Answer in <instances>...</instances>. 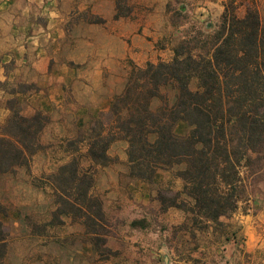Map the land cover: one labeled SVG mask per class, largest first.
I'll list each match as a JSON object with an SVG mask.
<instances>
[{
    "label": "trees",
    "instance_id": "trees-1",
    "mask_svg": "<svg viewBox=\"0 0 264 264\" xmlns=\"http://www.w3.org/2000/svg\"><path fill=\"white\" fill-rule=\"evenodd\" d=\"M223 7L212 31L180 41L169 60L134 66L108 110L69 140L84 143L85 154L74 155L76 149L46 177L56 210L78 215L97 243H105L96 228L105 218L81 159L107 164L117 139L127 144L132 178L150 180L157 169L179 167L175 175L183 186L167 206L182 209L196 226L233 212L243 172L251 177L264 169V20L256 0H225ZM114 8V18L130 12L119 9V0ZM178 121L188 126L184 135L174 131ZM45 124L39 111L26 116L10 107L0 128V174L27 164ZM7 236L0 219V264H6Z\"/></svg>",
    "mask_w": 264,
    "mask_h": 264
},
{
    "label": "rangeland",
    "instance_id": "rangeland-1",
    "mask_svg": "<svg viewBox=\"0 0 264 264\" xmlns=\"http://www.w3.org/2000/svg\"><path fill=\"white\" fill-rule=\"evenodd\" d=\"M256 1L259 14L264 20V0ZM224 2L225 0H221V3L219 0H119L120 10L130 8L125 18L141 17L150 22L146 31L151 43L146 50V39L142 36L137 45L141 53L135 57L126 54L122 60L123 71L103 72V80L100 76L97 77L98 73L93 72L92 87L86 92L81 89L84 98L80 94V99L98 101L105 95L104 90L100 91L101 82L109 92L120 86L122 81L123 88L126 77L134 66L144 67L147 62L169 60L173 55V48L180 41L193 38L199 31L209 32L214 29ZM112 3L114 8L115 0ZM85 4H89V0H59L67 19L66 48L75 51L74 54H80L76 47L79 34L71 29L74 24L104 22L103 17L92 12L90 7L80 9ZM199 6L210 9V15L202 16L201 12L196 11ZM100 8L106 11L105 6ZM242 11L241 8L240 12ZM142 27L141 25L139 32ZM110 31L111 29H107V37L104 32L91 31L90 40L94 42L87 51L90 52L93 63H98L102 57L99 43L107 45L108 57L103 55V59L108 58L110 67L115 68L112 62L115 59L116 45L108 36ZM84 49L81 48L82 51ZM111 49L112 55L109 53ZM34 83L35 80L22 76L0 83V89L6 92L4 98L0 99V105L8 108L7 117L12 107L26 116L39 111L46 118L39 136V149L26 165L15 167L9 177L6 173L5 177L0 178V202L5 209L0 219L8 235L6 264H169L164 262V255L177 253L182 249H194L199 244H208L209 253L212 252L210 246L218 241L224 230L223 223L219 221L196 226L190 221L191 216L182 209L167 206L174 193L183 186L182 179L175 175L179 167L164 169L168 176L163 180H154L155 173L150 180L132 178L128 175L125 152L127 144L121 139L110 144L107 151L110 161L107 164H92L85 157L81 159L82 167L93 174L91 193L101 201L105 219L96 228L103 235L104 245L93 239L91 227L84 225L78 215L63 214L56 210L54 195L46 177L67 162L76 149L74 155L85 154L84 143L69 145V140L75 139L78 130L100 112H90L85 125L78 127L72 114L66 115L59 109L56 112L33 109L27 95L37 90ZM71 98L74 100V96ZM157 104L158 100L154 99L152 107ZM5 120L0 122V128ZM174 131L178 135H184L188 126L183 121H178ZM243 175L244 187L238 188L240 199L236 208L239 205L249 207L248 201L242 204L247 199L264 208V169L251 177L247 172H243Z\"/></svg>",
    "mask_w": 264,
    "mask_h": 264
},
{
    "label": "crops",
    "instance_id": "crops-1",
    "mask_svg": "<svg viewBox=\"0 0 264 264\" xmlns=\"http://www.w3.org/2000/svg\"><path fill=\"white\" fill-rule=\"evenodd\" d=\"M90 1L92 2L90 4ZM221 3V0H219ZM105 6L106 11L100 7ZM90 7L92 12L99 13L104 22L100 24L85 22L74 24L71 29L79 34L76 47L80 54L66 48L68 28L66 16L59 5V0H0V83L14 77L35 80L36 91L28 93L33 109L56 112L58 109L66 115L72 114L76 125L82 127L90 117V112L107 111L112 96L122 89V83L115 90L100 83V91L104 90V98L93 101H82V92L92 87V73H98L103 80V72L123 71L126 54L137 56L138 42L143 36L146 39V50L151 40L148 38L146 26L148 20L139 18H114L112 0H89L80 9ZM196 11L202 16L210 15L211 10L199 6ZM221 14V9L219 11ZM141 32H139L140 26ZM130 27V29H128ZM111 29L108 36L116 45L115 59L110 67L107 45H100L101 56L98 63H93L88 47L94 42L90 40L91 31L104 32ZM82 33V34H81ZM70 35V34H69ZM82 35V36H81ZM146 35V36H145ZM81 48H85L84 51ZM107 50V54H106ZM170 47V52H171ZM113 49H111L112 55ZM90 54V55H89ZM123 80V79H122ZM103 92V91H102ZM6 92L0 89V99ZM74 96V100H72ZM89 97V96H88ZM8 114V108L0 105V122ZM119 140V139H118ZM10 173H8L9 177ZM6 174H0V178ZM166 170L158 169L154 180L166 179ZM249 207L239 205L229 215H223L219 221L224 230L215 244H199L194 249H182L177 253L163 256L169 264H264V208L258 207L247 199ZM216 233V232H215ZM215 249H217L215 251Z\"/></svg>",
    "mask_w": 264,
    "mask_h": 264
}]
</instances>
